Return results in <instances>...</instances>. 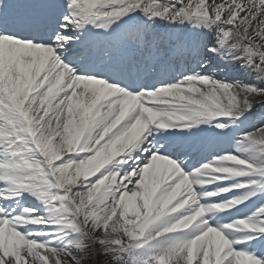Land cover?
Wrapping results in <instances>:
<instances>
[{"label":"snow or ice","instance_id":"obj_1","mask_svg":"<svg viewBox=\"0 0 264 264\" xmlns=\"http://www.w3.org/2000/svg\"><path fill=\"white\" fill-rule=\"evenodd\" d=\"M0 264H264V0H0Z\"/></svg>","mask_w":264,"mask_h":264},{"label":"bare ground","instance_id":"obj_2","mask_svg":"<svg viewBox=\"0 0 264 264\" xmlns=\"http://www.w3.org/2000/svg\"><path fill=\"white\" fill-rule=\"evenodd\" d=\"M234 75H241V77H243V78H247L248 77L247 73H241V72H239V71H237L235 69H230L229 70V76L233 77Z\"/></svg>","mask_w":264,"mask_h":264},{"label":"rangeland","instance_id":"obj_3","mask_svg":"<svg viewBox=\"0 0 264 264\" xmlns=\"http://www.w3.org/2000/svg\"><path fill=\"white\" fill-rule=\"evenodd\" d=\"M253 79H254V78H253L252 76H250L249 79H246V80L251 81V80H253Z\"/></svg>","mask_w":264,"mask_h":264}]
</instances>
